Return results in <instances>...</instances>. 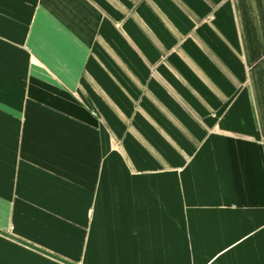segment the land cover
<instances>
[{
  "label": "crops",
  "instance_id": "0c3cea01",
  "mask_svg": "<svg viewBox=\"0 0 264 264\" xmlns=\"http://www.w3.org/2000/svg\"><path fill=\"white\" fill-rule=\"evenodd\" d=\"M0 264H264V0H0Z\"/></svg>",
  "mask_w": 264,
  "mask_h": 264
}]
</instances>
